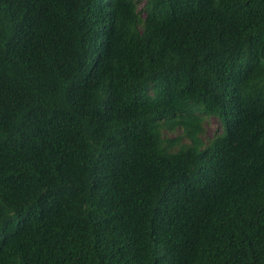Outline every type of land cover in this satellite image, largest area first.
I'll return each mask as SVG.
<instances>
[{"label": "trees", "instance_id": "trees-1", "mask_svg": "<svg viewBox=\"0 0 264 264\" xmlns=\"http://www.w3.org/2000/svg\"><path fill=\"white\" fill-rule=\"evenodd\" d=\"M0 264H264V0H0Z\"/></svg>", "mask_w": 264, "mask_h": 264}, {"label": "rangeland", "instance_id": "rangeland-1", "mask_svg": "<svg viewBox=\"0 0 264 264\" xmlns=\"http://www.w3.org/2000/svg\"><path fill=\"white\" fill-rule=\"evenodd\" d=\"M205 134H204V140H210L214 137V135L217 132H221V124L215 120L214 118H208L205 122ZM181 133L177 132L175 134H165L167 137H177Z\"/></svg>", "mask_w": 264, "mask_h": 264}]
</instances>
